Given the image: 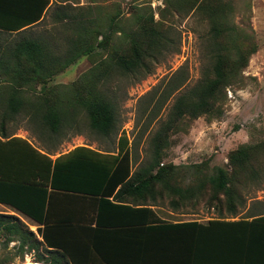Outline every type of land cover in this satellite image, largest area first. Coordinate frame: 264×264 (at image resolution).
I'll return each mask as SVG.
<instances>
[{
  "label": "trees",
  "instance_id": "obj_1",
  "mask_svg": "<svg viewBox=\"0 0 264 264\" xmlns=\"http://www.w3.org/2000/svg\"><path fill=\"white\" fill-rule=\"evenodd\" d=\"M162 5L158 20L172 13L185 16L193 11L205 21L208 68L203 69L191 87L175 97L166 119L149 140L148 159L137 167L131 169L133 156L123 135L116 139V154L106 153L112 150L80 145L54 159L49 184L90 194L88 203L97 205L95 222L106 207L146 211L143 205L147 201L159 205L163 200L171 211L177 212L205 198L217 215L236 214L244 204L238 186L246 185L248 180L257 182L259 178V168L252 162L256 152L264 156V147L257 145L241 144L229 151L226 168H208L205 161L192 164L163 161L168 132L176 128L180 120L199 116H206L208 120L219 118L224 89L238 82L242 68L255 51V44L229 25L225 18L229 5L223 0H162ZM75 8L73 14L67 11L58 16L59 25L48 31L0 29V138L9 137L13 131L7 132L6 124L21 117L27 119L44 144L55 142L54 137L73 128L78 122L75 123V119L81 118L90 130L108 140L116 129L114 95L106 91L111 86L110 80H138L151 73L159 62L158 57L172 44L167 27H153L149 8L145 12L136 6L128 19L127 30L122 28L115 12L91 20L84 18L81 6ZM96 20L108 31L102 30ZM114 32L121 35L118 42H111L109 38ZM57 33L65 39L60 51L54 46ZM81 56L88 59L89 66L74 80L65 84L51 82L55 74ZM181 78L178 75L167 80L164 98L181 86ZM44 148L52 149L46 144ZM44 173L46 175L47 170ZM44 173L34 174V168H30L27 177L0 180V202L43 223ZM131 201L139 207H131L128 204ZM0 230L13 236L20 246L26 244L31 249L39 245L34 233L23 228L12 215L0 214ZM9 237L6 242L11 240ZM37 258L41 259L42 254ZM51 258L45 264H62Z\"/></svg>",
  "mask_w": 264,
  "mask_h": 264
},
{
  "label": "rangeland",
  "instance_id": "obj_2",
  "mask_svg": "<svg viewBox=\"0 0 264 264\" xmlns=\"http://www.w3.org/2000/svg\"><path fill=\"white\" fill-rule=\"evenodd\" d=\"M223 1L229 5L225 17L227 22L237 32L245 34L249 42L253 41L255 51L242 68L238 82L225 87V99L220 107L219 118L208 120L206 116H199L192 120H180L176 128L168 132L167 146L162 152L163 161H171L174 164L205 161L208 168H226L227 153L237 146L250 144L264 147V0ZM79 6L85 19H101L104 15H112L115 12L118 22L125 30L128 29V19L136 6L145 12L150 9L153 14V27H167L168 35L171 34L172 44L158 57L159 62L153 66L151 73L138 80H110L111 86L107 87L106 91L114 95L112 100L115 104V134L112 133L107 140L90 130L81 118H76L74 122H78L75 126L63 130L60 137H54L55 142H45L49 149L57 152L75 145H85L96 150H115L117 137L123 135L133 156L132 167L135 168L148 159L149 140L159 124L166 119L175 97L191 87L200 78L203 69L208 68L210 56L205 36L207 25L202 17L193 11L185 16L172 13L158 20L157 13L163 6L162 0H85L84 5L76 7ZM75 12L76 8L68 13ZM96 22L102 30L108 31L100 24L101 21ZM86 24L89 25L88 22ZM58 25L48 14L31 30L48 31ZM68 31L66 30V33ZM109 38L111 42H118L121 35L114 32L109 34ZM54 41L58 51L65 45V39L60 33L54 35ZM88 66V59L81 56L75 63L55 74L51 82L69 83ZM178 75L182 76L181 86L164 98L167 80ZM20 118L8 122L6 131L22 134L36 146L45 149L44 140L38 139L32 125L27 119ZM261 155L260 151L256 152L252 162L254 167L259 168L257 182L248 180L246 185L238 186V193L244 196L243 206L247 203L255 206L264 201V156ZM158 206L170 210L165 200ZM242 207L238 211H241ZM162 209L159 213L165 215L166 212ZM184 210L176 213H187L182 215L187 218L216 215L215 210L208 207L205 198H200L196 205H189ZM17 222L34 233L30 222L18 218ZM7 237L9 236L0 230V264H41V259L37 258L41 253L39 245L29 249L26 244L20 246L13 236L6 242Z\"/></svg>",
  "mask_w": 264,
  "mask_h": 264
},
{
  "label": "crops",
  "instance_id": "obj_3",
  "mask_svg": "<svg viewBox=\"0 0 264 264\" xmlns=\"http://www.w3.org/2000/svg\"><path fill=\"white\" fill-rule=\"evenodd\" d=\"M84 4L85 0H0V29H34L44 16L57 21L65 11ZM75 146L57 152L15 132L0 138V180L27 177L30 168L34 174L47 170L43 223L0 202V214L33 226L41 264L52 256L62 264H264V201L247 203L236 214L191 218L147 201L146 211L106 207L95 222L97 205L88 203L90 194L49 184L54 159ZM116 152L115 144V150L106 153ZM128 204L139 207L132 201Z\"/></svg>",
  "mask_w": 264,
  "mask_h": 264
}]
</instances>
